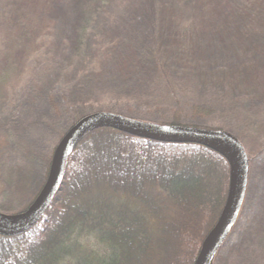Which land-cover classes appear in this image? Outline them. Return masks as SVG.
Masks as SVG:
<instances>
[{"label": "rangeland", "instance_id": "obj_1", "mask_svg": "<svg viewBox=\"0 0 264 264\" xmlns=\"http://www.w3.org/2000/svg\"><path fill=\"white\" fill-rule=\"evenodd\" d=\"M62 1L56 0L53 6L50 0H0V216L20 217L35 202L47 182L58 144L72 125L85 117L107 113L157 126L169 120L178 101L187 106L193 101L210 104L219 98L233 105L229 99L239 97L233 112L218 110L199 121L184 117L183 124L202 131L228 128L239 137L245 155L228 229L232 230L212 252L208 264H264V52L255 47L263 43L241 28L243 20L248 21L245 25L249 28L253 18H263L264 0H157L164 38L137 40L159 48L166 67L173 64L170 59L166 62L169 55L184 54L175 64L181 68L174 73L177 77H173V70L167 76L150 72L143 76L140 91H99L89 101L77 104L62 96L78 84L70 67L83 58L82 45L97 28L101 30L99 25L119 26L120 22L114 24L110 19L111 0H80L78 4L72 0L59 6ZM214 3L228 7L231 19L243 11L240 28L232 22L235 25L228 26V35L223 38H190L202 29H212L214 19H218ZM50 7H62L61 15L50 12ZM70 7L76 21L69 24L63 16ZM90 12L91 21L87 19ZM57 18L68 27L66 35L60 27L54 30ZM260 24L264 26L263 20ZM98 32L104 38L112 37L108 30L106 34ZM239 34L247 38H237ZM177 48L182 52L175 51ZM54 56H63V61L52 70L50 60ZM125 70L127 67L120 63L112 73L125 76L121 74ZM99 71H92V80L103 78ZM241 71L244 78L238 75ZM45 95L54 96L55 111L43 99ZM190 220L188 225L196 223L194 215ZM170 246L174 251V242Z\"/></svg>", "mask_w": 264, "mask_h": 264}, {"label": "trees", "instance_id": "obj_2", "mask_svg": "<svg viewBox=\"0 0 264 264\" xmlns=\"http://www.w3.org/2000/svg\"><path fill=\"white\" fill-rule=\"evenodd\" d=\"M55 1L50 0V4ZM156 1H104L112 4L110 19L120 25H99L103 33L108 30L112 37L104 38L97 28V33L84 41L83 58L70 67L78 84L72 89L69 85L63 93L66 101L86 102L104 90L111 94L140 91L143 76L150 72L167 76L173 70V77H177L174 73L181 68L175 64L180 63L184 54L169 55L166 62L170 59L173 64L166 67L159 48L152 49L137 40L164 38L158 20L161 7L155 6ZM63 2L59 6L69 5L72 0ZM74 2L78 4L80 0ZM135 4L139 7L134 8ZM214 5L218 7L213 9L218 19H214L212 29H202L188 37L223 38L228 35L229 25L240 28L243 11L231 19L228 7ZM60 8L50 7V12L60 14ZM91 16L92 12L87 17L90 21ZM75 18L72 7L63 16L69 24ZM262 20L264 16L253 18L249 28L245 25L248 21L243 20L241 28L250 38L263 43L255 47L264 52ZM57 22L53 23L54 30L60 27L62 35L67 33L66 24L62 26L58 18ZM237 38L247 37L239 34ZM175 51L182 52L180 48ZM62 57H51L50 69H57ZM120 63L127 67L121 72L125 76L115 77L112 72ZM95 69L103 74L98 81L91 79ZM238 75L245 76L242 71ZM100 81L108 82L101 85ZM43 99L56 110L53 95ZM229 100L233 105L219 98L210 104L193 101L187 106L178 101L169 120L157 126L188 127L183 124L184 117L199 121L212 117L218 110L233 112L239 97ZM215 131L227 132L240 143L228 128ZM229 182V160L220 150L142 140L110 128H98L85 135L67 159L61 183L43 216L22 233L0 235V264H195L223 211ZM193 215L196 223L188 225ZM172 242L176 246L171 252Z\"/></svg>", "mask_w": 264, "mask_h": 264}, {"label": "water", "instance_id": "obj_3", "mask_svg": "<svg viewBox=\"0 0 264 264\" xmlns=\"http://www.w3.org/2000/svg\"><path fill=\"white\" fill-rule=\"evenodd\" d=\"M104 127L133 135L142 140L208 146L220 150L227 156L230 164V182L226 203L213 232L195 261V264H208L212 252L230 227L245 166V155L241 144L231 134L224 131H202L181 126H146L107 113L85 117L67 132L54 152L51 170L40 195L20 217L2 218L0 216V235L22 233L38 221L58 190L66 161L79 141L88 133Z\"/></svg>", "mask_w": 264, "mask_h": 264}]
</instances>
